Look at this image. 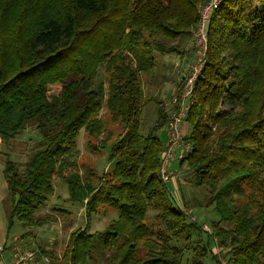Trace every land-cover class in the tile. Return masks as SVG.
I'll return each mask as SVG.
<instances>
[{
  "label": "trees",
  "instance_id": "trees-1",
  "mask_svg": "<svg viewBox=\"0 0 264 264\" xmlns=\"http://www.w3.org/2000/svg\"><path fill=\"white\" fill-rule=\"evenodd\" d=\"M207 1L0 0V145L29 127L42 135L24 163L5 156L8 228L58 222L37 215L56 178L86 208L61 261L38 246L49 264H264V0H227L209 25L182 124L191 149L175 158L205 198H175L161 177L172 111L152 86L166 56H196L192 28ZM183 88L184 78L175 95ZM82 132L93 153L109 151L102 175L80 162ZM190 205L217 212L210 230ZM102 209L118 217L91 232Z\"/></svg>",
  "mask_w": 264,
  "mask_h": 264
},
{
  "label": "rangeland",
  "instance_id": "rangeland-1",
  "mask_svg": "<svg viewBox=\"0 0 264 264\" xmlns=\"http://www.w3.org/2000/svg\"><path fill=\"white\" fill-rule=\"evenodd\" d=\"M195 58L196 56L194 59L188 58L184 64L177 55L166 56L163 61L160 62V68L157 70V82L159 83H155L152 86V95L156 97H165L167 100H169L171 96H174L178 88V83L188 75ZM112 126L114 130L118 132V128L114 125ZM166 132L167 130L164 129V131L160 133L164 141H166ZM41 139L42 135L36 127H29L15 139L2 142L0 145V245H4V243L7 242L6 244L9 246L14 238L25 233H32V235L37 236L36 241H34L35 246L31 243L29 246L23 247L24 249L41 245L47 249L53 250L61 261L71 233L79 227H85L87 222L85 206L70 199L68 185L62 179H55L54 194L37 211V215L56 213L59 219L58 222L50 223L43 227L26 228L18 219H15L12 227L10 229L8 228V206L6 199L9 193L3 175L5 156L8 155L12 160L24 163L28 156L36 150L37 144ZM87 140V135L82 132L78 139V148L81 154L80 162L89 166L91 165L96 170L97 175H102L107 172L112 165L108 157L109 151L104 150L93 153L87 146ZM170 169L174 172V175L169 187L173 189L172 192L175 198L179 199V192L181 191L185 193L186 199H188L190 203H193L196 198L203 197L201 200L205 198L206 192L203 191L204 196L201 195L202 192L196 189L191 182V175L188 171L180 170L181 172H177L179 170V159H172ZM60 210H65V212L59 213ZM188 211L200 225L209 227H211L212 221L218 217L215 210L205 207L204 205H190ZM117 217L118 212L110 209H102L92 215V223L89 229L91 232L103 230L110 220ZM0 259L3 260L1 252ZM61 264L65 263L61 262ZM207 264L214 263L207 261Z\"/></svg>",
  "mask_w": 264,
  "mask_h": 264
},
{
  "label": "built area",
  "instance_id": "built-area-1",
  "mask_svg": "<svg viewBox=\"0 0 264 264\" xmlns=\"http://www.w3.org/2000/svg\"><path fill=\"white\" fill-rule=\"evenodd\" d=\"M225 1L227 0H208L205 4L198 7L197 22L192 28L196 47V58L188 75L184 77L182 93L180 95H174L166 102V107L172 111V115L167 127L168 148L161 166V177L165 184H169L173 179L174 172L170 169L172 159L185 157L191 149V145L184 140L182 124L190 104L193 103L192 98L195 91V83L207 64L209 25L216 9ZM205 229L210 230L208 226H205ZM33 245L35 246V243ZM220 250L221 248L218 247V251ZM3 251L4 245H0V252L2 253ZM39 256H41L40 260L42 263H50V256L40 255L39 247L24 249L16 246L12 259L8 264H37L39 262ZM220 261L221 264H229L224 257H220Z\"/></svg>",
  "mask_w": 264,
  "mask_h": 264
},
{
  "label": "crops",
  "instance_id": "crops-1",
  "mask_svg": "<svg viewBox=\"0 0 264 264\" xmlns=\"http://www.w3.org/2000/svg\"><path fill=\"white\" fill-rule=\"evenodd\" d=\"M165 137H168L167 136V132H166V134H165ZM15 239L16 238H14V240L12 241V242H15ZM12 242H11V244H12ZM34 242H32V244H33ZM16 246H20V247H25L24 246V244L23 243H20V242H17V243H15V244H12L11 246H10V249H7L6 251H3L4 252V255H3V252H2V259L3 260H1L0 259V264H8L9 263V261L12 259V256H13V254H14V252H15V248H16ZM39 261L41 262V260L39 259ZM38 264V263H37Z\"/></svg>",
  "mask_w": 264,
  "mask_h": 264
}]
</instances>
